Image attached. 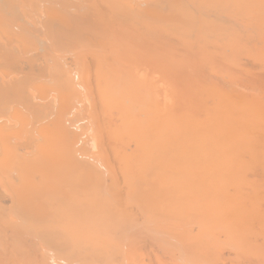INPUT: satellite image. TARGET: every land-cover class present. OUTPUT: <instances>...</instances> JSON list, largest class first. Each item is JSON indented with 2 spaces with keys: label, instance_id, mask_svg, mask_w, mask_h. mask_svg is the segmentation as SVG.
<instances>
[{
  "label": "bare ground",
  "instance_id": "obj_1",
  "mask_svg": "<svg viewBox=\"0 0 264 264\" xmlns=\"http://www.w3.org/2000/svg\"><path fill=\"white\" fill-rule=\"evenodd\" d=\"M111 1H82L83 10L77 9L78 7L71 12L68 10L71 16H67L65 12L71 6H65L61 11L56 7L60 13L55 9L58 14L54 10V14H51L52 10L48 14L52 15L49 17L50 21L54 20L55 15L56 18L67 16L61 21L67 24L71 22V30L66 24L67 27L60 26L63 25L61 22H55L61 28L57 27L58 31L52 30L49 38L45 34V39L48 41L51 38V43L59 41L62 56L65 53L75 55L80 46L83 48L78 53H83L82 56L77 54L79 57L76 59L75 56L68 59L71 54H66L68 58L64 57L62 60L66 58L71 62L74 59L72 65L67 62V67H59L60 61H56L57 64L53 61L55 65L53 62L49 65H54L53 69L56 65L59 68H56L57 71L52 69L55 73L48 75L49 81L52 78L51 82L57 76L56 83H42L44 86L48 84L50 89L47 85H40L49 92H52V87H58L59 91L54 87L53 93L55 91L57 95L59 92L60 101L56 104L63 103L61 106L59 104V111L65 108L68 111L67 105L71 102L74 104L76 97L78 103L81 92L85 99L80 108L76 103L73 107L71 103L68 107L71 112L68 114L64 110L67 114L63 112L64 118L60 116L63 118L60 122V117H52L48 122L50 125L47 121L53 114L48 108L51 104L45 98L48 95L41 97L45 98L47 109H44L46 103L42 100L36 102L35 99V103L32 102L35 94L39 99L41 91L50 93L40 86L35 87L37 90L41 88L40 94L36 90L33 94L34 88L30 89L32 81L41 83L43 81L39 80L42 77L46 81L44 74L46 76V72L50 71L47 68L45 70L50 47L41 34L44 22L40 18L37 22L39 25L34 22L33 26L29 18L28 20L25 16L16 14L8 3H2L6 16L16 21L13 25L14 32L8 34L9 27L1 19L3 13H0V27L4 23L7 28V32L5 27L2 31L4 29L8 37L17 30L21 39L24 37L20 33L27 34L26 37H29L32 44L27 45L31 49L25 47V38L18 41L17 35H14V38L18 37L15 42L11 39L13 36L8 37L10 40L5 36L6 42L12 40L16 43L17 40L20 45L24 41L20 45L24 47L18 46L22 52L26 55L30 50L31 53L37 51L35 55L40 57L32 59L30 56L29 60L24 54L22 57L18 56L20 50L16 53L12 49L3 50L4 46L0 43V49L3 50L0 58L5 60L4 63L1 61L4 64L3 72L7 75L17 72V76L14 74V77L8 79L9 76L3 75L0 69L3 76L0 80L6 81L7 78L11 81V84H4L5 88L7 84L11 86V89L7 87V92L11 94L18 91L21 87L12 89L16 86L12 83L19 76L26 75L25 79L22 77L28 81V87L31 86L29 94L32 105L36 104L33 107L28 101V87L23 91L27 83L22 79L16 84H25L21 90L26 92L25 95L14 92V98L1 91V112L8 114V109L6 112L4 109L11 106L12 100L18 104L17 106L15 103L17 109L21 106L25 110L31 105L30 111L35 118L30 119L32 115L29 108L25 111L29 112L26 113L30 117L24 115L25 111L16 110L12 105L11 111H20L18 114L23 113L21 115L26 120L20 118L24 122L22 123L16 118L18 114L12 111L10 116L14 114L12 120L15 117V123L10 121L9 116L8 122L3 121L0 128L4 123L7 126L9 121L15 127L19 121L24 126L25 121H32V129L39 122L40 117L37 116H41L43 121L47 117L44 123H41L42 118L39 122L41 126L49 125L47 131L44 125L42 129L37 126L38 131H31H37L34 136L38 138V133L42 130L39 136H44L43 140L46 138V145L49 143L50 146L44 147L42 142L40 147L41 142H37L36 145L40 146L34 144L33 148L32 141L35 137L29 135L32 140L28 144L24 143L19 150H25L24 155L33 149L35 152L37 150L36 155L33 152L28 154L33 156V159L30 157L32 160L29 157L26 159L22 153L21 160H18L19 155L18 158L14 156L19 152L16 149L11 154L14 158L9 154L7 157L8 150L3 147L6 150V160L4 155L0 159L3 157L2 160L8 163L12 158L9 167L0 166V185L3 188H0V193L2 190V193L6 191V194H2L6 199L11 196L7 200L2 199L3 203L7 204L10 200L15 202V198L19 196L23 204L18 197L16 206L9 204L14 212H19L24 205L22 212L26 214L27 208L31 210L30 207L34 206L37 207L35 209L38 214L40 211L41 217L43 210L49 216L44 215L47 221L44 217L40 218L47 224L46 229L41 227L34 231L36 229L33 227L30 235L27 233L30 230L26 229L27 232H24L25 228L22 226L21 236L11 235L19 247H14L13 237L11 240L10 235H5L0 248V264H110V260L115 257L112 242H117L116 236L120 235L118 232L125 227L134 231L133 227L138 223H143L147 229L145 233L139 227L135 232L132 231V242L125 248L127 251L123 252V261L118 258L119 263L264 264V0H133L139 4L138 8L135 7L136 11L129 7V3L133 2L131 0ZM46 6L45 8H49ZM62 11L66 14L64 17ZM56 18L55 20L60 21ZM45 22L47 24L48 21ZM46 24L43 29L47 31L50 25L48 27ZM54 37L58 40L52 41ZM2 40L0 38L1 42ZM53 43L49 45L52 46ZM7 45L10 48V44ZM86 47L88 51L84 49ZM56 48L60 49L58 46ZM55 51L52 50L56 53ZM46 52L47 57L44 55ZM87 54L88 60L84 63ZM5 63L10 67L7 68ZM9 68L12 71L5 72ZM73 71L75 75L72 74ZM38 74L40 76L36 80L35 76L38 77ZM52 74L55 75L54 79ZM35 84L32 83L33 86ZM1 88L0 90L7 89ZM74 92L76 94H73V98ZM50 97V101L55 98ZM56 98L54 102L52 100L54 104ZM38 103L44 108H40ZM59 111H56V115ZM2 116L4 115L0 116L1 119ZM4 117L3 120L6 119ZM19 126L17 131L22 125ZM78 130L81 133L72 135L71 138L76 141L72 143L68 140V136H71L69 132ZM19 131L20 134L21 130ZM22 131L25 138L30 134V130L29 133L23 129ZM4 132L11 136L12 141L15 139L13 143L22 140L19 135H15L16 132ZM5 134L0 139H5ZM15 136L18 138L13 139ZM74 136H79L77 139L80 140H75ZM10 140L2 141L7 142L6 147L10 146V152L7 153L13 152ZM4 149L1 150L0 147V155ZM37 153L39 158L33 162ZM24 158L28 160L27 163L30 160L34 164H25ZM13 161L15 164H24L23 167L27 166H12ZM38 161L46 162L47 165L40 166ZM3 178L8 179V183H4ZM15 207L18 208L15 210ZM29 210L27 215L34 220L35 214L31 210L30 217ZM22 212L19 213L22 215ZM29 218L25 216V221L21 219L29 224L26 221ZM36 221L41 223L39 219ZM51 223H55V226ZM45 224L42 223L44 228ZM23 232L27 235H23ZM127 232L126 230L125 233ZM147 232L150 233L147 235ZM12 234H15L14 230ZM47 234L51 238L47 237L49 241L56 236L55 244L51 241L55 245L53 250L50 242V249L42 247ZM128 234L125 237L130 241ZM58 236L60 239H57ZM7 237L11 240L9 244H6ZM109 251L112 255H109ZM108 257L113 258L108 260Z\"/></svg>",
  "mask_w": 264,
  "mask_h": 264
},
{
  "label": "rangeland",
  "instance_id": "obj_2",
  "mask_svg": "<svg viewBox=\"0 0 264 264\" xmlns=\"http://www.w3.org/2000/svg\"><path fill=\"white\" fill-rule=\"evenodd\" d=\"M82 1H83V3H86L85 1L88 2V0H4V1H3V0H0V13H3V15L1 14V15H2V18H1V19H4V20H3V21H5L4 23L7 24L6 27H9V28H8V32H7V30H6L7 28L3 25V24H4L3 21H2V23H3V24H2V26H3L2 28L5 27L4 29L6 30V32H7L8 34H11L12 32H14L13 29L15 30V28L13 27V25L15 24L16 21H14V20L12 19V17H11V18H10V17H7L6 14H5V12H4L3 9H2V3L6 2V3H8L12 8H14L16 14H20V15H22L23 17L25 16L27 19L29 18L30 20H29V19H28V20H29V22L31 21L30 23H31V25L33 24V26H34V22H35L36 25L38 26V25H39V24H37L38 19L41 18L40 20H41L42 22H44V26H43V28H46V26H45L46 22H45V21H48L46 25H47L48 27H49V25H50V27H49V28L47 27V28H48L47 31H46L45 29L42 28L41 34L43 35L44 39L46 38V37H45V34H46V35L48 34L47 37L49 38V36L51 35V33H53V32H51V31H52V30H55V29H57V27H59V26H57L58 22H59V23L61 22L60 24H63V25H60V24H59L60 26H65V24H66V25L69 27V30H71V27H70L71 22H69L70 25L67 24L66 22H65V23H62L63 21H61V19H64V20H65L66 17H67L68 15H70V14H68V13L71 12L73 8L76 9V7H78L77 9H82L81 7L84 5V4L82 3ZM95 1H96V0H95ZM110 1H111V0H110ZM112 1H113V0H112ZM112 1H111V2H112ZM131 1H133V0H131ZM133 2H134V1H133ZM133 2L129 3V4H130L129 7H131V9H132L133 11H136V10H135V7L138 8V7H139V4H137V2H134V3H133ZM96 3H97V2H96ZM98 3H101V2L99 1ZM46 5L49 6L50 10H49V8H45ZM53 5H54V6H53ZM30 6H31V7H30ZM42 6H43V7H42ZM47 6H46V7H47ZM65 6H66V7L71 6V7L66 8ZM72 6H73V7H72ZM74 6H75V7H74ZM133 6H134V8H133ZM56 7H58V8L60 9V11H61L62 8H66L67 10H66V11L63 10V11H65V12L67 13V16L64 17L66 14L63 13V11H62V13H63L62 16H63L64 18H60V17H59V18H58V17L56 18V15H55V18L58 19V20H60V21L55 20V18H54V20L51 19V20H53V21H50V18L52 17V15H50V16H51V17H50V16H48V14H50V11H51V10H52L51 12H53V10L55 11ZM29 8H30V9H29ZM52 8H53V9H52ZM58 8H57V9H58ZM45 9L47 10V12H45V11H46ZM57 9H56V10H57ZM34 10H35V11H34ZM68 10H69V12H68ZM82 10H83V9H82ZM40 11H42V12H40ZM43 11H44V12H43ZM48 11H49V12H48ZM57 11H59V10H57ZM60 11H59V13H60ZM41 13H42L43 15H41ZM55 13H56V11H55ZM26 14H27V15H26ZM51 14H54V12L51 13ZM56 14H58V13H56ZM60 15H61V14H60ZM37 16H38V17H37ZM57 16H59V15H57ZM70 16H71V15H70ZM4 17H5V18H4ZM42 17H43V18H42ZM49 17H50V18H49ZM53 17H54V16H53ZM20 18H21V17H20ZM78 18H79V16H78ZM1 19H0V20H1ZM67 19H68V18H67ZM40 20H39V21H40ZM43 20H44V21H43ZM49 21H50V22H53V23H50ZM0 22H1V21H0ZM32 22H33V23H32ZM55 22H57V24H56ZM48 23H50V24L48 25ZM54 23H55V24H54ZM51 24H52V25H51ZM0 25H1V23H0ZM72 25H73V24H72ZM67 26H65V27H67ZM51 27H52V28L54 27V29H51ZM0 28H1V27H0ZM2 28H1L0 31H2ZM36 28H37V27H36ZM60 28H61V27H59V29H60ZM4 29H3L2 32H0V38L3 39L2 42L5 43V44H3V43L0 41V43L2 44V46H4L2 49H3V50H11V49H12L13 52H14V50H15V53L18 52V51L20 50L21 52H18L20 55H18V53H17L16 55H18V56H21V55H22V56H23L24 52H22V49L18 47V46H20V45H22V44L24 43V41H23V42H20V45H18V44H19L18 41L21 39V37L18 36V35H19V34H18L19 32L16 30L15 32H16L17 34H16V33H13L11 36L8 35V37L10 36L9 38H11L12 36H13V38H14V35H17V36L19 37V39H17L18 37H15L14 39L11 38L13 41H14L15 39L18 40V41L16 40V43H14L15 41L13 42V41L11 40V41L13 42V43L11 44V41H7V42H6V39L4 38V37L6 36V38L8 39V37H7V33L4 31ZM11 29H12V30H11ZM50 29H51V30H50ZM43 30H44L45 32H44ZM49 30H50V31H49ZM57 31H58V29H57ZM4 32H5V33H4ZM9 32H10V33H9ZM50 32H51V33H50ZM3 34H4V35H3ZM20 34H21L20 36H23V37L25 38V39L22 38L21 41H22L23 39L26 40L27 42L29 41L28 43L25 41L26 44H25V43L23 44L24 46L26 45L25 47L28 48L29 46H27V45H28L29 43L32 44V41L30 42L29 37H26V36H28L27 34H24V35H23V33H20ZM55 34H56V31H55ZM55 34H54V36H55ZM77 34H78V32H77ZM77 36H78V35H77ZM51 37H52V36H51ZM27 38H28V40H27ZM55 39H56V37H54V39H52V41L55 40ZM8 40H10V39H8ZM45 40H46V45L48 44L47 46L50 47V48H48V49H49V50H48V51H49V53H48L49 58L47 59V61H48V66H47V67L45 66V70H46V68H47V69H49L50 71H52L53 66H54L55 64H57V62H59V61H60L59 65H58L59 67H61V66H63V67L65 66V67H67L68 63L70 62V61H67L68 59H71V58L74 57V56H75V59H76L77 54L79 55V53H80V54L83 53V52H81V51L78 53L79 49H80V48H83V47L80 46V47H77V48H78V49H77L78 51H75V52H76L75 55L69 53V54H71L70 56H68V57H70V58H68V57L66 56V54L69 55L68 53H65V54L63 53L65 56H64V55L62 56V54L60 53V52L62 51V49L60 48V45L58 44L59 41H55V42H57L56 44H57L58 48H60V49L58 50V49L56 48L57 46L55 47L56 44L54 45L55 42H54V43L52 42L53 45H54V46L52 45L53 47H52L51 45H49V44H52V43H51V38H50V40L48 39V41H47V39H45ZM56 40H58V39H56ZM49 41H50V42H49ZM17 42H18V44H17ZM21 43H22V44H21ZM1 44H0V46H1ZM7 44H10V48H8L9 45H7ZM15 44H17V45H16V48L13 49V47L15 46ZM80 44H82V43H80ZM84 44L86 45L87 43L85 42ZM5 45H6V47H5ZM78 45H79V44H77V46H78ZM7 46H8V47H7ZM11 46H12V48H11ZM24 46H20V47H24ZM82 46H84V45H82ZM54 47H55V49H53ZM87 47H88V46H87ZM87 47L84 48V49L88 51ZM0 48H1V47H0ZM4 48H5V49H4ZM18 48H19V49H18ZM29 48H30V47H29ZM51 48H52V50H54V51L57 49V50L55 51L56 53L52 52ZM88 48H89V47H88ZM2 49H0V52L3 51ZM16 49H18V50L16 51ZM30 49H31V48H30ZM84 49H83V50H84ZM26 50H29V49H26ZM26 50H25V52H26ZM60 50H61V51H60ZM80 50H81V49H80ZM31 51H32V50H30V53H29V51H28L29 54H26V55L24 54V56H26L27 59L30 60L31 57H32V59H33V58L35 59V58H37V57H40V55H39V56H38V55H35V53H37V51L33 52L34 54L31 53ZM48 51H47V52H48ZM59 51H60V52H59ZM47 52L44 54L45 57H47ZM50 52H51V53H50ZM85 52H86V51H85ZM85 52H84V54H86ZM26 53H27V52H26ZM10 54H12L11 51H10ZM51 54H52V55H51ZM53 54L56 55V57H55ZM13 55H15V54H13ZM13 55H12V56H13ZM16 55H15V57H17ZM33 55H34V56H33ZM60 55H61V57H59ZM1 56H2V55H1V53H0V57H1ZM22 56H21V57H22ZM28 56H29V57H28ZM30 56H31V57H30ZM81 56H82V54H81ZM81 56H80V58L82 59ZM88 56H89V55L87 54V59H85L84 63L88 60ZM15 57H13V58H15ZM21 57H20V58H21ZM64 57H66V58H68V59L65 60V59H66V58H65V59L62 60V58H64ZM78 57H79V56H78ZM78 57H77V58H78ZM59 58H60V59H59ZM80 58H79V60H80ZM83 58H84V55H83ZM85 58H86V57H85ZM51 59H52V60H51ZM53 59H54V60H53ZM55 59H56V60H55ZM50 60H51V61H50ZM73 60H74V59H72V61L70 62L71 65H72L73 62H74ZM1 61H3V63L5 62V60H1V58H0V63H1ZM6 61H7V60H6ZM53 61H55V62L57 61V62L55 63V62H53ZM52 62H53V64H54V63H55V64H54L53 66H52V65H49V64H51ZM61 62H62L63 64H61ZM67 62H68V63H67ZM80 62L82 63L83 61L80 60ZM6 63H9V61H7ZM6 63H5V65H6ZM1 64H2V63H1ZM11 64H12V63H11ZM64 64H65V65H64ZM9 65H10V63H9ZM71 65H70V66H71ZM3 66H4V64H2V66H0V69H1V71H2V72H1V71H0V72L3 73V75H7V74L4 73L3 70H2V69H3ZM7 66H8V65H6V67H7ZM10 66H11V65H10ZM10 66H8V67H10ZM51 66H52V68H51ZM58 66L56 65L55 69H53V70L57 71L58 68H59ZM8 67H7V68H8ZM56 68H57V70H56ZM4 69H5V68H4ZM12 69H13V68H12ZM7 70H8L7 73H9L10 71H12V70L9 68V69H6L5 72H6ZM9 70H10V71H9ZM13 70H15V69H13ZM43 70H44V69H43ZM50 71H47V72L44 71V73H45V72L47 73L46 76H45V74H44V78L46 77V78L48 79V81H47V79H45L46 81H44V79H43V77H42V78H40L39 81H43V82L37 84V82H35V80H34V82L32 81V83H34V84L36 83V84H35L36 86H33L32 83H31L32 88H30L31 86L28 87V81H25V80H24L25 77H26V75H22V76L24 77V79H23L22 76H19L20 78H19V77H17V78H19L18 80H21V79L24 80V83H27V85H25L23 82H21V83H22V84H21L20 81H19L20 85H19V84H16V83H18V80L15 82V79H14V81H13L14 83H12V84H15V85H16V86L14 85L15 88L12 87V89H17L16 87H21V88L19 89L20 91H19V90H18V91H16V90L14 91V92H19V93H17V95H20V92H21L22 94L26 93V92L23 93V91L26 89V86H27V87H28V89H27V90H28V93H26V94H27V97L30 96V99L28 100L27 97H25V98H27V100L30 101V102L33 100V101H32L33 104L35 103V99H36V102H37L38 100H42L44 104L46 103V100H48L47 103L49 102V103L51 104V106H48V108L51 109L53 115L48 119L49 121L46 120L47 117L44 118L45 121H47V124H49L48 122H50V120L53 119L52 117L56 118V117H60V116H62V117L64 118V113L67 112V113L69 114V113L71 112V111L69 110V108H68L69 105L71 106V103L73 104V102H71V101H70L71 103L68 102V103H70L69 105H67V109H68V111L65 110V109H66V108H65L64 110H65L66 112H64V110H62V111L60 110V111L62 112V115L60 114L61 112L59 111V107H58L60 103H59V104H56V103H58L57 101H60L59 98H58V96H59V92H57V91H59L58 87H55V86H54L55 89L57 88V89H56V90H57L56 92L58 93L57 95H55V91H54V93H53V90H54L53 88H54V87H52V92H51V91L49 92V90H47L46 88H44V87H46V85H47V86L49 87V89H50L51 87H50L49 85H50L51 83H53V82L56 83L55 80L57 79V76L55 77V75L53 76V74L51 75V77H53V79H54V77H55L54 81L51 82V81H52V78L50 79L51 81H49L50 76L48 75V73H50V74H51V73H55L54 71H52V72H50ZM11 73H12V72H10L9 75H7V76H9L8 79H10V77L13 76L14 74H16L17 72L13 71V74L10 75ZM40 74H41V73H40ZM40 74L37 75L38 77L35 76V79H36V80L39 79ZM72 74L75 75L76 73H74V71H73ZM41 75H42V74H41ZM74 75H73V76H74ZM15 76H17V74H16ZM47 76H49V77H47ZM1 77H3V76L0 74V79H1ZM13 77H14V76H13ZM13 77H12V79H13ZM21 77H22V78H21ZM5 78H6V76H5L3 79H5ZM8 79L6 78V81L4 80L5 82H4V81H1L2 79L0 80L1 82H3V85H2L1 82H0V87H2L1 89H4V88H5L4 84H6L7 82H9L8 84H11V83H10L11 81H10V80L8 81ZM12 79H11V80H12ZM29 80H30V79H29ZM72 80H74V81L76 82V79L73 78ZM30 82H31V80H30ZM30 82H29V83H30ZM46 82H50V83H48L49 85H48V84H45V86H44L43 84L46 83ZM42 83H43V84H42ZM8 84L6 85V88L10 86V85H8ZM40 84H42L44 87H41ZM23 85H25V88H24V89H23V87H24ZM54 85H55V84H54ZM12 86H13V85H12ZM38 86H40V87L42 88V90H43V89L47 90V91L50 93V95H49V94H46L45 92H43V93H45V95H43L42 91H41V95H39V94H40V93H39V89H41V88L39 87L38 90L35 89V87L37 88ZM51 86H52V85H51ZM10 87H11V86H10ZM10 87H9V88H10ZM48 87H47V88H48ZM6 88H5V89H6ZM29 88H30L31 90H33V88H34V90L32 91V93H33L35 90H36V91H35L36 93H37V91H38V93H39L38 95L40 96V98L38 99V97H36L37 94H35L34 96H32V100H31V95L29 94V91H30ZM10 89H11V88H10ZM22 89H23V91H21ZM7 90H9V89L7 88L6 90H0V92L2 91V92H6L7 94H9V92H7ZM47 91H46V92H47ZM78 91H79V90H78ZM10 92H11V91H10ZM14 92H12L13 94H12V93L9 94V96L11 95V97L14 96V98H15V95H14L15 93H14ZM30 92H31V91H30ZM78 93H79V92H78ZM78 93H77V95H78ZM81 93H83V92H81ZM81 93H79L80 96H81L79 99H81V100H79L78 103H76V100H77L78 97L74 98V95H73V94H76V92L72 93L73 98H74V100H75V101H74V100H73V101L76 103V105L78 106V108L81 107L82 102H84L83 100H85V99H83V96H84V95L81 94ZM22 94H21V95H22ZM33 94H34V93H33ZM24 95H25V94H24ZM42 95H43V96H42ZM46 95H48V97H47ZM51 95H52V96H51ZM44 96H46V97H45L46 100H45V98H44V99H41V97H44ZM50 96H51V97H50ZM75 96H76V95H75ZM78 96H79V95H78ZM11 97H10V98H11ZM17 97H18V96H17ZM49 97H50V99H51L52 97H55V98L57 97L58 99L56 98V101H55V104H54L53 102H54L55 98H52V100H53V102H52V100H51V101L49 100ZM14 98H13V99H14ZM18 98H19V97H18ZM18 98H16V99H18ZM33 98H34V99H33ZM11 99H12V98H11ZM16 99H15V100H16ZM9 100H10V99H9ZM10 101H11V102H10ZM10 101H9V102H10V105H11V106H12V105L15 106V107H16V110H20V111L23 112V111H25L26 109L29 108V112H30V114L32 115V118L30 117V116H31L30 114H27V113H29V112H27V111H25V114H24V115H25V116H26V115L29 116L31 120L33 119L34 115H33L32 112L30 111V106L32 105V102H31V105L28 106V108H26V109L24 110V109H22L21 106L18 107V109H17L18 104H17L15 101H14V102H13L12 100H10ZM16 101H17V100H16ZM42 101H39V103H40V104H43V103H41ZM80 101H81V102H80ZM30 102H28V103L30 104ZM51 102H52V103H51ZM79 102H80V103H79ZM15 103L17 104V106H16ZM39 103H38L37 105H40ZM47 103H46L45 105L43 104V105L45 106V108H44V106L42 107L41 105H40V108L47 109V107H46V105H48ZM75 103H74V104H75ZM62 104H63V103H62ZM62 104H60V106H61ZM66 104H67V103H66ZM74 104L72 105L73 107H74ZM53 105H54V109H53ZM55 105H57L58 109H56L57 107H56ZM0 106H1V105H0ZM11 106H9L10 110H9V108L4 109V112H6L7 109L9 110V111L7 110V112H6V113H8L9 115H8V114L5 115L3 112H1L2 110H0V112H1L0 114L5 116V117L2 116V119L0 118V124H1L3 121L8 122V120L10 119V117H11L10 121H13V122L15 123V121H16L15 117H14V120H15V121L12 120L14 114H11L12 116H10V113H12V111H13V113H15V114L17 115L18 112H20V111H17V113H16V110H15V112H14V110L11 111V109L13 108V106H12V107H11ZM32 106L34 107V106H36V104H35V105H32ZM32 106H31V107H32ZM65 106H66V105L64 104V107H65ZM77 106H76V107H77ZM15 107H14V109H15ZM73 107H72L71 109H73L72 111L74 112L75 109H74ZM0 108H2V107H0ZM19 108H21V109H19ZM23 108H25V107H23ZM37 108H38V110H40L39 107H37ZM61 108H62V107H61ZM35 109H36V107H35ZM55 109H56V110H55ZM57 110L60 112V113L58 112L59 115H58V113H57V115H56V111H57ZM40 111H41V110H40ZM26 112H27V113H26ZM63 112H64V113H63ZM67 113H66V114H67ZM21 114H23V113H21ZM21 114L19 113V114L17 115L16 118H19V119H20V118H24V117H23L24 115L22 116ZM1 115H0V116H1ZM16 115H15V116H16ZM19 115L22 116V117H20ZM40 115H43V114L40 113ZM9 116H10V117H9ZM71 116H72V115H70V118H71ZM3 117L6 118V119L3 120ZM37 117H38V118L40 117V118L38 119L39 122H40V119H41L42 117H41V116H37ZM43 117H44V115H43ZM8 118H9V119H8ZM26 118H28V117H26ZM34 118H35V117H34ZM63 118L60 117V118H59L60 120H59L58 118H57V119H58L59 122H60L61 120H63ZM68 118H69V117H68ZM57 119H55V123H56ZM24 120H26V119L24 118ZM27 120H29V118H28ZM10 121H9V123H11V124L7 123V126H6V123H4V124L2 125V127L0 128L1 131L3 130L2 132L0 131V133H3V134H0V138H1V135L3 136V135L5 134L4 131H10V132L12 133V132H14V131L17 129V127H18V128L20 127L19 125H22L23 128H22V126H21V128L18 129V131L21 130V133H22V134H21V133L19 134L20 131H19V132H18L17 130L15 131V132H16L15 135H19V139L22 138V140H17V139H16L17 141H15V143H13V141L15 140L14 138H18V137H17V136L13 137L14 140L12 141L11 136H7V135H6L7 132H6V134H5V135H6V136H5V139H0V147H1V150H3V149H4L3 147L5 146V149H7V150L9 151L8 148H9L10 146L8 145L9 147H6V145H7L6 143H7V142L5 143V141H9V139H11V140H10L11 145L13 144L12 146H13V147L15 146V148H13V147L10 148L11 150H13V152H11V153H7L8 151L6 152V150L4 149L3 153H2L0 156L4 155V156H3V157H4V160H6V159H5V156L7 155V157H8V154H9V155H11V154L13 155V154H14V149H16V150H18L19 152H16V154H15L14 156H15L16 158H18V155H19L18 160H21V158H22L21 155H22L24 152H26V151L23 150L22 152H20L19 149H21V146H22L24 143L27 142L26 144H28L29 141L32 140V139L30 138L29 135H31V136L33 135V136H34L35 134H37V133H35V132L38 131V128H39V127H37V126H40V128H41L44 124H43L42 126H41L40 124H41V123H44L45 121H43V118H42L41 123H39V122H36V123H35V124H37V126H36L37 128H36L35 126H33L32 129H31V127H32V121H30V122L28 121V123H27V121H25L26 125H28L29 127H27L26 125L24 126V124H21V122L24 123L23 120H21V119H20L21 122H20V121L18 122L19 124L16 123V124H18V126L16 125L17 127L12 126V125H14V123H13V122H10ZM17 121H18V119H17ZM42 121H43V122H42ZM52 122H53V121H52ZM62 123H63V121H62ZM8 124H9L10 126H9ZM35 124H33V125H35ZM45 124H46V123H45ZM47 124H46V125H47ZM49 125H50V124H49ZM49 125H47V126L44 125V126L46 127V128H45L46 131H47ZM0 126H1V125H0ZM3 126H4V127H3ZM44 126H43V128H44ZM6 127H7V128H6ZM14 127H15V128H14ZM24 127H25V129H24ZM26 127L28 128V130H27ZM34 127H35L36 129H35ZM3 128H5V129H3ZM12 128H13V130H12ZM22 129H23V130H26V132H28V133H29V130H30V134H28V137L25 138V136H24L25 133H24V131H22ZM41 129H42V128H41ZM11 130H12V131H11ZM31 130H37V131H31ZM66 131H67V130H66ZM15 132H14V133H15ZM17 132H18V133H17ZM40 132H42V130H40ZM40 132H39V133H40ZM71 132H72V131L69 132L71 136H68V135H69V133H68V134L66 135V137L68 136V140L70 139L71 142H72V141H74V139L71 138V137H73L72 135H73L74 133H76V132H77L78 135H79V133H81V132H80L79 130H78V131H74L73 133H71ZM39 133H38V138H36V136H34V137L36 138V141H34V140H35V138H34L33 141H32V145L34 146V144L36 145L37 142H41V143H39L41 146H40L39 144H37L36 146L39 145L40 147H42V142H43V146H44V145L47 146V145H46L47 143L45 142V139H46V138H44V140H43V137H44V136L42 137V136L40 135V136H41V137H40V136H39ZM65 133H67V132H65ZM40 134H41V133H40ZM8 135H10V134H8ZM11 135H12V134H11ZM75 135H77V134H75ZM12 136H14V135H12ZM26 136H27V134H26ZM33 136H32V138H33ZM3 137H4V136H3ZM6 137H7V138H6ZM8 137H9V139H8ZM78 137H79V136H78ZM78 137L75 138V136H74L75 140H77V141L80 140V139H77ZM40 138H42L43 141H41ZM26 139H27L28 141H27ZM3 140H5V141L2 142ZM37 140H38V141H37ZM18 141H20V142L18 143L19 145L16 143V142H18ZM10 142H8V144H10ZM34 142H35V143H34ZM75 142H76V141H74V143H75ZM2 143H4V145H3ZM72 143H73V142H72ZM15 144L18 145V146L16 147ZM69 144H71V143H69ZM32 145H31V146H32ZM71 145L73 146L74 144H71ZM71 145H70V146H71ZM33 146H32V147H33ZM39 146H38V147H39ZM45 146H44V147H45ZM49 146H50V145H49V143H48V146H47V147L49 148ZM72 146H71V147H72ZM44 147H43V148H44ZM71 147H70V149H71ZM12 148H13V149H12ZM17 148H18V149H17ZM33 148H35V146H34ZM72 148H73V147H72ZM92 148H93V147H92ZM1 150H0V151H1ZM73 150H74V149H73ZM31 151L33 152V154L36 155L37 150H36V152H35V149H33V150H31ZM70 151H71V150H70ZM5 152H6V155L4 154ZM9 152H10V151H9ZM32 152L29 151L28 153H26L25 155L23 154V155L25 156L26 159H27V157H29V158L32 157V159H33V156H32V155H31V156L28 155V154H30V153H32ZM34 152H35V153H34ZM71 152H72V151H71ZM21 153H22V154H21ZM12 155H11V156H12ZM26 155H28V156H26ZM3 157H2V159H3ZM37 157H38V153H37L36 159H34L33 162L37 160ZM12 158H14V157L12 156ZM12 158H11V159H12ZM25 158H24L23 162H24L25 164H28V163L31 164L32 161L30 162V160H32V159L30 158L29 162L27 163L28 160H26ZM38 158H39V157H38ZM2 159H0V164H4L5 162L7 163V161H4V160H2ZM11 159H9V160L7 159V160H8V163H7V164L5 163L4 165H0V166H7V167H9L8 165L11 164V162H12V161H10ZM15 160H16V159H15ZM2 161H4V162H2ZM9 161H10V162H9ZM47 161H48V160H47ZM15 162H16V161H15ZM19 162H22V161H19ZM33 162H32V164H34ZM42 162H43V161H41V162L38 161V164L41 163L40 166H41V165H44V166L47 165L46 162H43V163H45V164H43ZM49 163H51V162H48V164H49ZM53 163H55V162H53ZM19 164H20V163H19ZM19 164H18V162H16V164H15L14 161H13L12 166H13V165H16V166H17V165H19ZM30 164H29L28 168L30 167ZM35 164H36V163H35ZM20 165H22V164H20ZM23 165H24V164H23ZM23 165H22V167H23ZM25 166H27V165H25ZM25 166H24L23 168H25ZM33 166H35V165H33ZM10 167H11V166H10ZM19 167H20V166H19ZM22 167H21V168H22ZM13 171H14V170H13ZM6 178L9 179V177H6ZM3 179H5V178H3ZM8 179H5L4 183H5L6 181H7L6 183H8V181H9ZM2 183H3V182H2ZM3 185L6 186V187L10 186L9 184H7V185L3 184ZM13 185H16L15 182H13ZM0 186H1V185H0ZM0 188H2V186H1ZM2 189H3V188H2ZM4 189H5V187H4ZM4 191H5V190H4ZM2 192H3V190H2ZM2 192L0 193V194H1V196H0V200H1V201H0V202L2 203V204H0V215L2 216V217L0 216V229H1L0 231H2L3 233L0 232V248H2V245H1V244H3V239H4V236H5V235L8 236V237H9V235H10L11 240H12V237H13L14 235H15L14 237H16V235L21 236V235H22V233H21L22 231H20V230L22 229V226L25 228V229H24V230H25L24 232H27L28 229L30 230V232H27V233H29L30 235H31V231H32L33 227H35V229H36V230H34V231H37V228H41V227H42L43 229H46V225H47V224L44 223V222H45L44 220H43L44 222H42V220L40 219V218H43L44 215H46L45 217L49 216V215L47 214L46 210H43L42 213H44V214H43V217H41V216L39 215V214H40V211L38 210V211H39V214H38V213H37V209H35V208H37V207H35V208H34V206H31V207H30V205L28 204V205H29L28 207H30L31 210H33V211H32V214H35V216L37 217V218H36V217L34 216V220H31V219H33L32 214H31V210H29V209L27 208V206H26V208H27V212H26V214H24L25 212H22V207H23L24 205L20 208V207H19V204L17 203L18 207L21 209V211H20V209H19L18 211H19L20 213L22 212L27 218H29V215H27L28 210H29V212H30L29 214H30V217H32V218H29V219L26 220V221H29V222H30L29 224H27L28 222H26V223L24 222V221H25V220H24L25 216L23 217V214L21 215V214H20L19 212H17V211H16L17 214H15L16 212H14L13 208H11V205H12V207L16 206L15 202L18 200L19 196H17L18 198L16 197L17 200H16V198H15V200H14L15 202H13V201H11V200H10V201L8 200L9 202L7 201L8 203L6 204V203H3L4 200H2V199L5 198V200H7L9 197L11 198V196H8L7 199H6V197L3 198V195H2V194H4V193L6 194V191H5L4 193H2ZM5 196H6V195H5ZM1 197H2V198H1ZM24 197H26V196H24ZM35 197H36V196H35ZM35 197H34V198H35ZM38 197L40 198V196H38ZM41 197H44V196H41ZM49 197H52V196H49ZM28 198H30V197L28 196ZM28 198H27V201H28ZM31 198H33V196H32ZM61 198H63V196H62ZM13 199H14V197H13ZM19 199H20L19 202L21 201L20 203H22L23 200H21V197H20ZM23 199H24V198H23ZM45 199H47V198L45 197ZM50 199H51V198H50ZM52 199H53V197H52ZM29 200H30V199H29ZM63 200H64V198H63ZM63 200H62V201H63ZM25 201H26V199H25ZM25 201H24V202H25ZM46 201H47V200H46ZM62 201H60V202H62ZM10 202H11V203H10ZM12 202H13L15 205H14ZM17 202H18V201H17ZM31 202H32V200H31ZM36 202H37V201H36ZM60 202H59V203H60ZM27 203H28V202H27ZM33 203H34V202H33ZM33 203H32V205H33ZM9 204H11L10 207H9ZM22 204H23V203H22ZM22 204H20V205H22ZM25 204H26V203H25ZM62 204H63V203H62ZM35 205H36V204H35ZM48 205H49V204H48ZM1 206H2V208H1ZM3 206H5L6 208L3 207ZM46 206H47V205H46ZM18 207H15L14 209L16 210V208H18ZM45 208H46V207H45ZM5 209H6V210H5ZM23 209H25V206H24ZM12 210H13V211H12ZM24 211H26V210H24ZM42 213H41V214H42ZM38 215H39L40 217H39ZM19 216H20V217H19ZM38 217H39V218H38ZM45 217H44V219H45ZM21 218H23L24 221H22ZM37 219H39L41 223H39V221H36ZM48 219H49V217H48ZM45 220L47 221V218H46ZM50 220L52 221L51 218L49 219V221H50ZM37 222H38V224H37ZM42 223L45 224V228L43 227ZM46 223H47V222H46ZM49 223H50V222H49ZM30 224H31V225H30ZM51 224H52V223H51ZM53 224H55V223H53ZM53 224H52V226H55V225H53ZM140 224H141V225H140ZM41 225H42V226H41ZM142 225H143V226H142ZM15 226H16V227H15ZM38 226H39V227H38ZM149 226H150V228H151V225H149ZM13 227H14V228H13ZM28 227H29V228H28ZM31 227H32V228H31ZM138 227H139V229L141 230L142 233H143V232L145 233V231H146V229H147L146 226H144L143 223H138L137 226H134V227H133V228H134V231H133V229L131 230L130 227H125V228H123V230H122L121 232H118V234H120L119 236L116 234V235H117L116 238H117L118 240H117V242H116V241H115V242H114V241L112 242V243L114 244L115 250L113 249L114 247H113L112 249L114 250V252H115V251H117V252L114 253V252L112 251V253L115 254V255H113V256L117 257V258H116L117 260L115 259V257H114V259H111V258H113V257H108V260L111 259V260H110V262H111L110 264H113V263H115V264H125V261H124V262H121V263H119V262H120L121 260L123 261V259H124L123 252L127 251V249H125V248H127V245H130V243L132 242V239H133L132 236H131V234H133L132 231L135 232V230H138ZM140 227H141V228H140ZM2 228L6 229V230H4V229H2ZM11 228H13L15 234H12V233H13V230H12ZM127 228H128L129 230H128ZM135 228H136V229H135ZM26 229H27V231H26ZM126 230L128 231L127 233H125ZM7 231H8V232H7ZM11 231H12V232H11ZM34 231H33V232H34ZM4 232H6L7 234H5ZM24 232H23V235H27V233L24 234ZM10 233H11V234H10ZM35 233H36V232H35ZM128 233H129V234H128ZM148 233H150V232H147L146 234L148 235ZM121 234L124 235V236L122 237ZM126 234H128V239H130V241L127 240V238L125 237ZM11 235H13V236L11 237ZM32 235H34V233H32ZM50 235L53 236V234H50ZM58 235H59V233H58ZM129 235H130L131 237H130ZM18 236H17V237H18ZM34 236H35V235H34ZM48 236H49V235L47 234L46 237L44 238V239H46V242L43 244V246L40 245V244H36V246H37V245H38V246H42L44 249H45V248H46V249H50V248H51V250H53L54 247H55V245H53L52 242H54V244H55V240H54V239L56 238V236L54 235V238L52 237L54 241H53V240H50V241H49V239H51V238H50V236H49V239H48V238H47ZM59 236H60V235H59ZM59 236L57 237V239H58V238L60 239ZM133 236H134V235H133ZM8 237H7V238H8ZM14 237H13L14 241H13L12 243H14V247H19V246H20L19 244H15L16 242H15V238H14ZM118 237H119V238L122 237V239H121V238L119 239ZM129 237H130V238H129ZM141 237H142V235H141ZM5 238H6V237H5ZM10 238L7 239L6 244H9V243L11 242ZM19 238H21V237H19ZM123 238H124V239L126 238L125 241H123V240H124ZM121 240H122V242H121ZM138 240H139V239H138ZM47 241H48V242H47ZM51 241H52V242H51ZM127 241H128V242H127ZM8 242H9V243H8ZM17 242H19V241L17 240ZM49 242H50V243H49ZM123 242L125 243V244H124L125 247H124V245H123ZM126 242H127V244H126ZM12 243H11L10 245H12ZM19 243H20V242H19ZM37 243H39V242H37ZM48 243L51 244L50 248H48V246H49ZM20 244H21V243H20ZM120 244H121V247H120L121 249L119 248V245H120ZM135 244H136V242H135ZM17 245H18V246H17ZM122 245H123V247H122ZM53 246H54V247H53ZM117 246H118V247H117ZM118 248H119V249H118ZM123 248H124V249H123ZM112 249H111V250H112ZM118 250H119V251H118ZM118 252H119V253H118ZM109 253H111V252L109 251ZM112 253L109 254V255H112ZM116 254H118V256H116ZM120 254H121V255H120ZM45 256L47 257L48 255H45ZM119 257H120V258H119ZM118 258L120 259V261H119ZM114 260H115V261H114Z\"/></svg>",
  "mask_w": 264,
  "mask_h": 264
}]
</instances>
